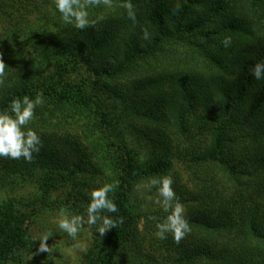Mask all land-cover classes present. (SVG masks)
Masks as SVG:
<instances>
[{
	"label": "trees",
	"instance_id": "obj_1",
	"mask_svg": "<svg viewBox=\"0 0 264 264\" xmlns=\"http://www.w3.org/2000/svg\"><path fill=\"white\" fill-rule=\"evenodd\" d=\"M124 2L113 0L116 7L107 13L92 7L88 18L97 22L80 30L64 23L54 0H0V18L16 21L0 25V52L8 66L0 112L15 98L42 94L60 104L96 108L107 126L105 142L118 160L108 183L118 181L109 193L118 211L107 216L123 223L109 230L106 248L89 264L138 258L132 192L142 178L170 170L175 156L205 169L209 181L185 215L198 232L180 245L175 264H197L198 256L207 264H264V79L252 75L264 61V0H130L135 20L119 6ZM28 11L37 15L32 22L22 17ZM224 37H231L229 47L222 45ZM173 57L184 62L148 72L141 66ZM141 91L147 94L144 107L135 100ZM142 118L149 123L138 129L145 160L128 137L131 122ZM37 134L42 147L33 161L13 159L8 168L29 172L42 162L58 171L62 184L84 173L102 174L71 134ZM55 177L44 185L53 186ZM176 195L185 200L180 190ZM23 217L12 200L0 206V263L31 244Z\"/></svg>",
	"mask_w": 264,
	"mask_h": 264
},
{
	"label": "rangeland",
	"instance_id": "obj_2",
	"mask_svg": "<svg viewBox=\"0 0 264 264\" xmlns=\"http://www.w3.org/2000/svg\"><path fill=\"white\" fill-rule=\"evenodd\" d=\"M115 7L114 5L112 8H108L101 4L97 8L107 13ZM91 9L92 7L88 8L89 13ZM36 16L35 12L32 11L22 15L24 19H28L30 22ZM3 17L5 19L0 18V25L4 21L16 25V21L12 20V17L7 18L6 15ZM178 49L182 50L183 48ZM177 57L182 56L178 54ZM177 57H173L168 61H159V65L150 59L147 62H142L141 66L145 69V72L157 67L161 69L173 68L184 62L175 61ZM120 81L123 84L127 80L125 78V80L121 79ZM137 95L138 97H135V100L139 102L135 101L136 105L144 107L142 99L147 94L141 91ZM43 100L44 103L35 108L34 118L27 128H31L36 133L55 131L71 134L82 142L91 162L101 167L103 172L100 176L84 173L73 181L71 179L62 184L60 182L61 178H58L59 176L55 177L58 171L50 170L45 165L40 166L42 162L29 172H24L23 170L20 171V166L8 168L9 162L11 163L13 159L0 157V206L8 200L14 201L16 207L24 214V224L32 239L28 249L16 255H11L0 264H89L90 256H95L103 247L106 248L109 231L101 237L97 225L90 226L84 223L77 239L73 240L66 232L59 229V212L61 209H65L69 215L82 216L87 221L86 210L90 202L91 187H101L111 182L118 160L115 150L111 145H107L109 142H105V136L110 135V132L105 129L107 127L105 124H100L96 108L71 103L60 104L44 98ZM131 123L135 124V128L130 127L132 132H129L128 137L138 147L140 159L145 160L147 153L141 140L144 135L138 129L146 130L149 123L143 118L135 119ZM174 142H171L173 147H175ZM94 148L96 152L93 151ZM104 148L107 150L106 152H104ZM102 156H106V158L104 159ZM173 161L174 166L167 172L144 177L137 182L132 192V199L135 202L133 203L138 205L134 212L137 240L135 247L138 251L136 253L138 258L136 260L132 259L129 263L120 259L116 264H143L150 259H155L154 264H175L174 260L179 256L180 245L188 242L190 235L198 232L190 227V233L179 244L174 242L171 234H167V238L163 240L158 239L155 235L157 231L156 223L162 221L167 213L163 211L160 205L155 203L157 199H160L157 188L152 187L149 189L145 187L151 178L164 175L172 177L174 181L172 187L175 193L180 190L185 195V200L179 198L185 209L184 215L188 212L189 206L199 203V200L205 194V189L209 187V181H204L203 178L206 174L205 169L197 168L194 165L189 166L179 156H175ZM59 172L65 173L63 170ZM51 176L55 177L56 183L54 185L56 187H53L54 185L52 186L51 183L50 185H44L49 183ZM108 196L110 198V194ZM195 199L196 202H194ZM102 214L107 215V212ZM151 217L156 219H151ZM45 232L52 234L47 241L52 248L50 254L37 253L39 247V241L37 240ZM206 261V257L202 256L194 259L197 264H207Z\"/></svg>",
	"mask_w": 264,
	"mask_h": 264
},
{
	"label": "clouds",
	"instance_id": "obj_3",
	"mask_svg": "<svg viewBox=\"0 0 264 264\" xmlns=\"http://www.w3.org/2000/svg\"><path fill=\"white\" fill-rule=\"evenodd\" d=\"M54 4L64 23L72 24L80 30L94 26L97 22L96 20H89V7H98L101 4L108 8L114 6L113 0H54ZM119 6L126 9L128 16L135 20V13L130 0H126ZM179 7V5L176 6L177 10ZM98 19L103 20L104 17L100 16ZM142 31L143 39H149L150 33L147 28L142 29ZM231 42V37H224L221 41L224 47H229ZM6 68L8 66L3 60V53L0 52V85L5 83ZM252 75L256 80L264 79V61L257 62L253 66ZM43 103L42 94H37L35 100L25 95L22 99H13L9 108L0 112V157L17 160L23 158L29 163L33 161V153H39L42 142L39 135L27 126L34 118L35 108ZM173 182L170 175H164L151 178L145 187L149 189L152 187L157 188L160 199H157L155 203L160 205L163 211L167 213L162 221L156 223V237L163 240L167 238V234H171L174 242L179 244L190 233L191 228L184 215V206L172 187ZM117 186L118 181L91 190L89 193L90 202L86 210L87 221L82 216L69 215L65 209H61L58 218L59 229L66 232L73 240H76L84 223L90 226L97 225L101 237L109 230L122 224L123 218L114 220L102 214L118 211L116 204L108 196ZM151 219L156 218L151 217ZM51 236L52 234L49 232L40 235L37 240L39 241L37 253L50 254L52 252V248L47 243Z\"/></svg>",
	"mask_w": 264,
	"mask_h": 264
}]
</instances>
